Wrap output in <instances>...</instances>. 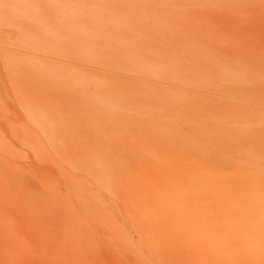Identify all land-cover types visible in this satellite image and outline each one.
Returning <instances> with one entry per match:
<instances>
[{"label":"rangeland","instance_id":"374dc122","mask_svg":"<svg viewBox=\"0 0 264 264\" xmlns=\"http://www.w3.org/2000/svg\"><path fill=\"white\" fill-rule=\"evenodd\" d=\"M0 264H264V0H0Z\"/></svg>","mask_w":264,"mask_h":264}]
</instances>
